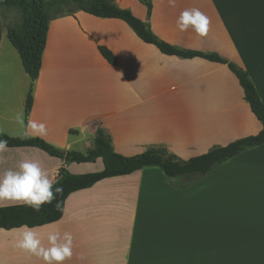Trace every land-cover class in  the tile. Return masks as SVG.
I'll use <instances>...</instances> for the list:
<instances>
[{
    "label": "crops",
    "instance_id": "1",
    "mask_svg": "<svg viewBox=\"0 0 264 264\" xmlns=\"http://www.w3.org/2000/svg\"><path fill=\"white\" fill-rule=\"evenodd\" d=\"M111 1L176 47L235 62L264 103V0H151V12L142 0ZM193 8L207 18L203 35L177 26L180 13ZM18 113L46 132L25 130ZM261 129L227 64L165 54L119 18L50 13L34 81L17 49L0 48V133L85 152L103 130L122 155L162 147L187 160ZM21 160L37 161L54 182L63 166L74 174L104 168L102 158L72 162L38 147L4 146L0 174ZM27 228L44 247L51 232L71 234L72 255L62 264H264V144L186 188H175L158 166L104 178L72 192L59 220ZM22 230L0 228V264H46L15 247Z\"/></svg>",
    "mask_w": 264,
    "mask_h": 264
},
{
    "label": "trees",
    "instance_id": "2",
    "mask_svg": "<svg viewBox=\"0 0 264 264\" xmlns=\"http://www.w3.org/2000/svg\"><path fill=\"white\" fill-rule=\"evenodd\" d=\"M74 1L79 4L78 9L93 15L119 18L126 21L142 40L155 44L165 54L177 55L182 58L202 57L227 64L238 77L252 112L262 123V129L257 134L236 139L223 146H215L208 152L187 160L178 158L162 147L150 148L133 156L122 155L114 150L111 137L103 130L98 131L94 138L93 147L85 152L64 150L39 137L24 138L26 136H10L6 133H0V141H6L5 146H33L66 161L94 162L97 158H102L104 163L102 170L82 174H74L64 166L61 167L54 187L61 186L63 193L58 194L52 203L42 205L39 211L24 203L0 206V228L34 227L55 222L62 217L65 201L72 192L91 187L104 178L130 174L148 166L160 167L175 188H186L200 181L217 165L247 149L264 144V103L245 69L215 52L182 49L160 39L152 31L148 22L138 18L131 10L119 7L111 0ZM142 1L148 7V11L151 12L152 1ZM48 5L47 0H0V6L16 7L22 13L21 27L19 29L9 27L7 35L12 45L17 49L23 66L32 81L39 75L46 45L50 20V13L47 11ZM32 100V90L30 89L26 98V116L32 107Z\"/></svg>",
    "mask_w": 264,
    "mask_h": 264
},
{
    "label": "clouds",
    "instance_id": "3",
    "mask_svg": "<svg viewBox=\"0 0 264 264\" xmlns=\"http://www.w3.org/2000/svg\"><path fill=\"white\" fill-rule=\"evenodd\" d=\"M174 5L175 0H169ZM207 18L199 9H185L179 15L177 26L181 31H186L190 27L200 35L204 34ZM16 120L25 130L32 129L40 134L46 132V127L36 121L25 122L23 113H18ZM28 138V137H24ZM6 141H0V150H3ZM63 193L61 186L54 187V181L41 168L37 161L21 160L15 169L9 168L0 174V202L17 201L39 211L44 204H50L56 199L58 194ZM0 206H3L0 203ZM20 239L15 247L23 249L39 258L46 264H62L66 258L72 255V236L70 233L62 235L56 231L48 234V247H44L41 240L37 238V233L23 226Z\"/></svg>",
    "mask_w": 264,
    "mask_h": 264
},
{
    "label": "rangeland",
    "instance_id": "4",
    "mask_svg": "<svg viewBox=\"0 0 264 264\" xmlns=\"http://www.w3.org/2000/svg\"><path fill=\"white\" fill-rule=\"evenodd\" d=\"M49 5L47 11L49 13H66L77 10L79 4L74 0H47ZM22 13L19 8L0 6V48L4 51L5 47L15 50L11 41L7 37L9 27L19 29L22 24Z\"/></svg>",
    "mask_w": 264,
    "mask_h": 264
}]
</instances>
